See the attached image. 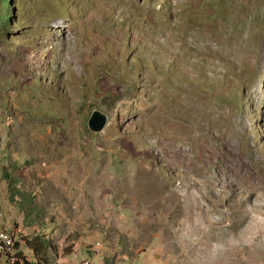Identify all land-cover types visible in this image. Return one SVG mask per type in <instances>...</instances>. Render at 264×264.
Returning <instances> with one entry per match:
<instances>
[{
    "label": "rangeland",
    "instance_id": "1",
    "mask_svg": "<svg viewBox=\"0 0 264 264\" xmlns=\"http://www.w3.org/2000/svg\"><path fill=\"white\" fill-rule=\"evenodd\" d=\"M7 1L0 225L20 253L38 235L49 264H264V0Z\"/></svg>",
    "mask_w": 264,
    "mask_h": 264
},
{
    "label": "trees",
    "instance_id": "2",
    "mask_svg": "<svg viewBox=\"0 0 264 264\" xmlns=\"http://www.w3.org/2000/svg\"><path fill=\"white\" fill-rule=\"evenodd\" d=\"M3 2L6 4L8 3L7 0H3ZM13 231H15V229H13ZM18 240L19 238L17 241ZM21 241L29 253H27V256H23L16 244V257L20 256V260L17 264H49V252L51 250L53 253L55 250L54 247L51 246L49 240H45L44 237L36 235L31 238L22 237Z\"/></svg>",
    "mask_w": 264,
    "mask_h": 264
},
{
    "label": "built area",
    "instance_id": "3",
    "mask_svg": "<svg viewBox=\"0 0 264 264\" xmlns=\"http://www.w3.org/2000/svg\"><path fill=\"white\" fill-rule=\"evenodd\" d=\"M17 242L13 228L0 225V249H2V257H0L1 261H6V264H17L19 262L20 256L11 257V249H13V246L16 245ZM101 249L102 247L99 245L96 254H98Z\"/></svg>",
    "mask_w": 264,
    "mask_h": 264
},
{
    "label": "water",
    "instance_id": "4",
    "mask_svg": "<svg viewBox=\"0 0 264 264\" xmlns=\"http://www.w3.org/2000/svg\"><path fill=\"white\" fill-rule=\"evenodd\" d=\"M107 117L101 111L94 109L91 111L87 120V127L91 132L97 133L101 131L106 124Z\"/></svg>",
    "mask_w": 264,
    "mask_h": 264
},
{
    "label": "bare ground",
    "instance_id": "5",
    "mask_svg": "<svg viewBox=\"0 0 264 264\" xmlns=\"http://www.w3.org/2000/svg\"><path fill=\"white\" fill-rule=\"evenodd\" d=\"M0 257H2V249H0ZM88 263H90V262L88 261Z\"/></svg>",
    "mask_w": 264,
    "mask_h": 264
},
{
    "label": "crops",
    "instance_id": "6",
    "mask_svg": "<svg viewBox=\"0 0 264 264\" xmlns=\"http://www.w3.org/2000/svg\"><path fill=\"white\" fill-rule=\"evenodd\" d=\"M0 224H2V223H0ZM2 262V264H4V261H1Z\"/></svg>",
    "mask_w": 264,
    "mask_h": 264
}]
</instances>
